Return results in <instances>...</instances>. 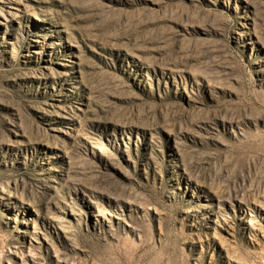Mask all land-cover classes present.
<instances>
[{
  "label": "rangeland",
  "instance_id": "rangeland-1",
  "mask_svg": "<svg viewBox=\"0 0 264 264\" xmlns=\"http://www.w3.org/2000/svg\"><path fill=\"white\" fill-rule=\"evenodd\" d=\"M0 264H264V0H0Z\"/></svg>",
  "mask_w": 264,
  "mask_h": 264
}]
</instances>
